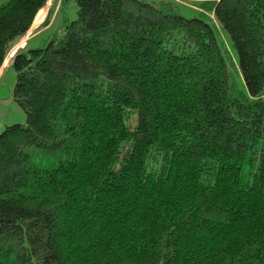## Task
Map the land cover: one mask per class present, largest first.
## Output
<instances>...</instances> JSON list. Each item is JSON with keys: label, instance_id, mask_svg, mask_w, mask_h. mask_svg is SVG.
I'll return each mask as SVG.
<instances>
[{"label": "trees", "instance_id": "obj_1", "mask_svg": "<svg viewBox=\"0 0 264 264\" xmlns=\"http://www.w3.org/2000/svg\"><path fill=\"white\" fill-rule=\"evenodd\" d=\"M48 1L0 0V69ZM61 3L11 63L0 264H264V0Z\"/></svg>", "mask_w": 264, "mask_h": 264}, {"label": "rangeland", "instance_id": "obj_2", "mask_svg": "<svg viewBox=\"0 0 264 264\" xmlns=\"http://www.w3.org/2000/svg\"><path fill=\"white\" fill-rule=\"evenodd\" d=\"M63 0H49L48 5L42 10V15L38 22L36 19L28 32V34L12 49L8 55L5 65L0 69V135L8 126L24 125L27 122L25 112L15 101L14 90L17 84L16 71L11 67V63L17 52L25 49L30 43V49H39L46 41L49 35L57 33L63 26L64 21L71 22L77 17V7L75 3L67 6L63 12H60L61 2ZM149 4L163 6L168 0H146ZM178 3V7L186 17H193L198 11L200 4H209L217 0H174ZM38 16V15H37ZM37 18V17H36ZM49 19L53 24V28L49 31L43 30V24ZM51 24V25H52ZM19 48V50H17Z\"/></svg>", "mask_w": 264, "mask_h": 264}]
</instances>
